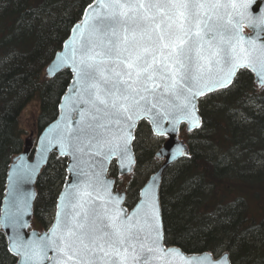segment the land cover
I'll use <instances>...</instances> for the list:
<instances>
[{
  "label": "snow or ice",
  "instance_id": "1",
  "mask_svg": "<svg viewBox=\"0 0 264 264\" xmlns=\"http://www.w3.org/2000/svg\"><path fill=\"white\" fill-rule=\"evenodd\" d=\"M253 0H96L57 54L49 74L70 68L62 113L41 149L68 158L69 177L56 221L37 239L19 231L27 199L5 212L13 227L9 251L21 264H228L204 254L187 259L164 247L155 178L129 211L105 176L112 158L135 163V129L145 121L154 134L175 133L187 122L199 127L197 102L247 73L264 87V15L257 23ZM264 13V9H261ZM253 34L245 36V25ZM239 74V76H238ZM167 123L168 127H165ZM184 156L178 141L162 148ZM37 165L18 174L16 191Z\"/></svg>",
  "mask_w": 264,
  "mask_h": 264
},
{
  "label": "trees",
  "instance_id": "2",
  "mask_svg": "<svg viewBox=\"0 0 264 264\" xmlns=\"http://www.w3.org/2000/svg\"><path fill=\"white\" fill-rule=\"evenodd\" d=\"M93 1L0 0V211L9 164L25 143L22 110L41 99L37 132L59 113L72 74L65 68L50 78L45 70ZM254 80L247 73L200 99L203 124L185 131L191 153L169 167L161 189L166 242L192 252L229 249L234 264H264V87ZM137 129L135 171L122 177L116 164L111 168L129 206L142 187L139 168L159 165ZM51 156L36 184L38 227L51 223L67 174V157ZM17 261L0 226V264Z\"/></svg>",
  "mask_w": 264,
  "mask_h": 264
},
{
  "label": "water",
  "instance_id": "3",
  "mask_svg": "<svg viewBox=\"0 0 264 264\" xmlns=\"http://www.w3.org/2000/svg\"><path fill=\"white\" fill-rule=\"evenodd\" d=\"M95 2H96V0L91 2V4H95ZM252 8L254 9V12L256 14V19H257V23H258L260 16L264 15V13L261 12V9H264V0H253ZM86 10H87V7L85 8L82 19L73 24V26L71 28L72 31L69 34V36L64 40V43H63L61 49H59L58 51L55 52L56 54L50 60V62L47 64L45 76H48L51 78V77L55 76L56 74H58L59 72H61L62 69L66 68V67H62L58 70L53 71L51 74H49V70L52 68L53 62L57 58V54L59 53V54L63 55L64 52L67 51V49H65L64 45L71 40V38L73 36V29L78 24H80L81 21L84 19ZM243 33L245 36L252 35L253 34L252 27L246 24L244 26ZM67 69H69L71 71L70 68H67ZM72 79H73V77H72ZM72 79H71V81H72ZM254 79H255V76H254ZM234 82L235 81H233V83L231 85H229L228 87L232 86L234 84ZM69 84H68V86H69ZM220 89H223V88H220ZM64 93H63V95L61 97L62 99L59 103V107H58L59 113L57 114V116H55L50 123H48L45 127L42 128V130L38 133L39 135H38L37 139L34 138L33 136H27L25 139L24 147L20 150V152L14 154L12 156V160L9 164V168H8L9 170H8V174L6 177L7 183H6V187H5V191H4L5 194H4L2 202H1L2 206H1V211H0V226L3 227L5 234H6V238L8 239V248L10 247V240L14 234V230H13V227H11L9 225V221L6 220L5 212L6 211L9 213L15 212L14 201H22L24 199H27V202H28V208H27L26 214L23 215V217L20 221L21 223L24 224V227L19 228V231L24 235L26 240L27 239H37L39 236L47 233L49 231V229L52 228V226L55 224L57 205H56V209L54 212L55 213L54 219L52 220L50 225H48L46 228H38V227H36V226L34 227L32 225L33 219L35 216L34 209H35V204H36L35 199L37 196L36 184L38 181V176L40 175V173L44 169V166L50 161V159L52 157L51 155L54 154V152L58 153L59 156H62L61 153L59 152L58 148H52L51 150H49L47 152H42L41 149L45 145V140L42 138H46L50 135L52 127L55 125L59 116L62 113L61 104H62ZM209 93H212V92H209ZM200 98L198 99V102H197V107H198L197 115L199 117V127H193L191 130L201 128V126L203 124L204 119H203V115L200 112V104H199ZM138 125H137V127H138ZM182 126H184L188 132L191 131V130L189 131V125L187 122H181L180 124L177 125V130L175 133H169L168 135L163 136V137H165L164 142L158 147L157 153H159L162 148H165L166 145L171 144L172 146H174L176 144V142L178 141L181 145H183L184 151L186 153L184 156L190 155V153H191L190 141L187 138H185L184 136H181V130H182L181 127ZM165 127H168L167 123L165 124ZM136 131H137V129H135V136H136ZM32 133H33V131H31V134ZM132 153H133V156L135 159V163L131 166L130 171L126 167L121 168L119 166L120 165L119 159L114 157V158H112L111 161H109V163L107 165L106 172H105V176L107 179L115 181V183L112 185L113 193L114 194L120 193L123 195L124 206L126 208H128L129 211L131 210V207H133L134 205L130 207L126 203V201H127V198H126L127 197V190L125 188L123 189V188L116 187L117 176H115L114 174H110V170L112 167V163H115L118 167V174L120 176H124L127 173L133 172L135 170V166H136V162H137V152L135 150V140L133 141V144H132ZM157 153H156V156L161 159V161L159 162L160 164L155 169V171H153L150 174L147 181L142 184L141 189L146 184H148V182L150 180L155 178L156 183H157V194H158L159 205H160V222H161V228H162V236H163V240H164V247L167 249H173V250H176V251L182 253L183 256L187 259H196L198 257L203 256L204 254H209L212 256V258L214 260H219L221 256L226 255L227 260H228V264H234V262H232V258H231V251L229 249H221V250H218V252H214L210 249L192 252V251H187V250L183 249L180 245H178L176 243L170 244V243L166 242V240H165L166 231H165L164 220H163V208H162V197H161V189L163 186L162 182H163V179H164V176H165L167 169L171 165H174L175 163H177L183 156L177 155L175 158H173L171 155V148H168L164 154L157 155ZM63 157H65V156H63ZM68 163H69V160L67 158V164H66L67 174L65 177L66 180L60 189L61 191L57 197V204L59 202V198H60L61 193L65 191V185L68 181V177H69ZM37 164H38V167H37L36 171L33 173L31 179L26 180L23 183H21L19 186V191H16L15 182L17 180V177H18V174L20 173V171L27 165H37ZM12 253H14V252H12ZM16 256H17V260H18L16 264H21V257L18 255H16ZM171 261H172V264H182L179 257H173V258H171Z\"/></svg>",
  "mask_w": 264,
  "mask_h": 264
},
{
  "label": "rangeland",
  "instance_id": "4",
  "mask_svg": "<svg viewBox=\"0 0 264 264\" xmlns=\"http://www.w3.org/2000/svg\"><path fill=\"white\" fill-rule=\"evenodd\" d=\"M40 106L41 99L36 96L32 98L31 101H29L26 107L22 110L20 123L24 128L25 138L31 135V131H33L34 134L37 131V125L34 121L36 120L37 115L40 113ZM139 129L138 141L144 146H148L149 148H154L155 150H157V148L164 142V138L157 134L155 135L148 124H144L143 126L140 125ZM181 134L185 136V131L183 130ZM155 169L156 167L148 162H146L144 166L139 168V172L137 173V175L140 176V180L142 182L141 184L146 182L150 174L155 171ZM121 187L124 188L125 186L121 185Z\"/></svg>",
  "mask_w": 264,
  "mask_h": 264
},
{
  "label": "flooded vegetation",
  "instance_id": "5",
  "mask_svg": "<svg viewBox=\"0 0 264 264\" xmlns=\"http://www.w3.org/2000/svg\"><path fill=\"white\" fill-rule=\"evenodd\" d=\"M35 136H36V134H35Z\"/></svg>",
  "mask_w": 264,
  "mask_h": 264
}]
</instances>
